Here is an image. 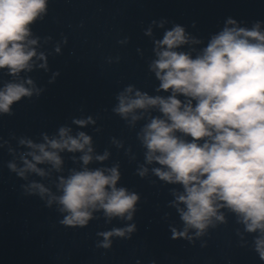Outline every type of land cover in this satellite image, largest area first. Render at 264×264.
I'll use <instances>...</instances> for the list:
<instances>
[{
	"label": "clouds",
	"instance_id": "9594fccd",
	"mask_svg": "<svg viewBox=\"0 0 264 264\" xmlns=\"http://www.w3.org/2000/svg\"><path fill=\"white\" fill-rule=\"evenodd\" d=\"M48 6L49 0H0V70L11 77L0 82V116L14 115L15 104L45 91L28 73L49 70L47 54L37 50L40 37L32 30L47 16ZM168 23L153 20L144 30L152 37L148 70L158 81L156 94L129 84L116 93L111 109L130 129L140 125L136 139L144 159L136 174L142 179L151 174L173 186L167 206L175 209L181 225L169 224L172 240L194 243L227 224L231 214L241 226L236 229L241 246L248 247L251 236V248L264 262V20L248 26L228 17L206 44L180 24L165 28ZM153 27L164 29L162 38L155 37ZM67 42L62 36L54 52L60 54ZM59 75L54 72L48 83ZM71 124L77 130L63 124L51 135L41 132L39 140L13 134L15 148L11 139L0 137V148L12 156L6 164L10 172L27 181L21 185L25 194L39 197L49 209L55 205L61 225L84 228L99 219L97 213L107 224L125 222L96 233L102 238L96 247L111 249L113 238L130 239L137 231L132 221L141 197L120 185L119 162L105 164L111 152L98 153L92 135L78 130L96 120L72 117ZM111 144L124 148L115 137ZM65 153L79 166L66 170ZM125 154L136 159L131 147ZM94 163L101 166L90 167Z\"/></svg>",
	"mask_w": 264,
	"mask_h": 264
}]
</instances>
